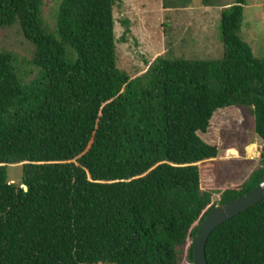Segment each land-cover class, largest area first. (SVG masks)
<instances>
[{"label": "trees", "instance_id": "obj_1", "mask_svg": "<svg viewBox=\"0 0 264 264\" xmlns=\"http://www.w3.org/2000/svg\"><path fill=\"white\" fill-rule=\"evenodd\" d=\"M120 2L62 0L51 29L44 0H0V29L20 27L39 69L25 83L0 51V264H180L185 249L193 263L206 215L263 176L264 57L241 36L247 0L222 10L220 58L157 57L134 78L117 66ZM229 107L251 110L263 146L245 182L219 187L218 148L198 133ZM206 258L264 264V199L212 232Z\"/></svg>", "mask_w": 264, "mask_h": 264}, {"label": "rangeland", "instance_id": "obj_2", "mask_svg": "<svg viewBox=\"0 0 264 264\" xmlns=\"http://www.w3.org/2000/svg\"><path fill=\"white\" fill-rule=\"evenodd\" d=\"M61 1L44 0L42 14L51 29ZM233 1L215 0L212 6L206 7L202 0H121L113 9L118 68L134 78L157 57L220 58L223 54L219 30L221 13ZM165 3L174 7L166 8ZM243 16L242 38L256 57H264V0H247ZM124 22L129 28L126 34ZM0 51L15 55L23 82L38 75L39 69L31 62L32 46L19 26L0 29ZM254 126L249 108L229 107L216 111L207 132L198 133L206 143L218 148L219 187L227 181L242 184L260 167L259 155L253 160L247 158L256 154L257 146L249 145L242 155L240 153L248 142L256 141ZM257 151L260 154V148ZM7 173L10 182H21V164L9 165ZM186 255L185 249L180 264H193Z\"/></svg>", "mask_w": 264, "mask_h": 264}, {"label": "water", "instance_id": "obj_3", "mask_svg": "<svg viewBox=\"0 0 264 264\" xmlns=\"http://www.w3.org/2000/svg\"><path fill=\"white\" fill-rule=\"evenodd\" d=\"M22 187L27 189L24 185ZM263 199L264 169L260 182L252 190L230 201L215 205L206 215L193 240V264H209L206 258V244L212 232L221 224Z\"/></svg>", "mask_w": 264, "mask_h": 264}, {"label": "crops", "instance_id": "obj_4", "mask_svg": "<svg viewBox=\"0 0 264 264\" xmlns=\"http://www.w3.org/2000/svg\"><path fill=\"white\" fill-rule=\"evenodd\" d=\"M249 144H246L245 146H244V148H243V150L244 149H248V147H249V145H255V147L257 146L258 148H261L262 146H261V141H260V139H258V137L256 138V141L255 142H248ZM246 152H247V150H246ZM247 158H249V157H247ZM246 158V159H247ZM254 158H257L256 156L255 157H253V158H250L251 160H253Z\"/></svg>", "mask_w": 264, "mask_h": 264}, {"label": "built area", "instance_id": "obj_5", "mask_svg": "<svg viewBox=\"0 0 264 264\" xmlns=\"http://www.w3.org/2000/svg\"><path fill=\"white\" fill-rule=\"evenodd\" d=\"M257 149H258V147H256V151H257ZM256 151H255V153H256V154H255V155H253V156H251V157H249V158H253V157H255V156H258V155H259V153H258V151H257V152H256Z\"/></svg>", "mask_w": 264, "mask_h": 264}]
</instances>
